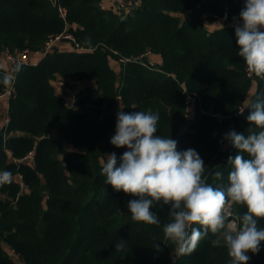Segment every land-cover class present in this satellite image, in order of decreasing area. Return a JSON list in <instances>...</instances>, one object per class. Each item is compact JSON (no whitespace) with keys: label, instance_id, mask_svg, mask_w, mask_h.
I'll use <instances>...</instances> for the list:
<instances>
[{"label":"trees","instance_id":"16d2710c","mask_svg":"<svg viewBox=\"0 0 264 264\" xmlns=\"http://www.w3.org/2000/svg\"><path fill=\"white\" fill-rule=\"evenodd\" d=\"M133 1L123 19L100 0H0V55L40 50L65 30L82 48L64 52L54 46L38 63L16 71L8 102L10 154L0 147V171L20 175L21 182L0 186V264H229L226 248L214 247L211 233L195 252L177 259L162 230L170 205L151 209L161 226L132 221L127 204L136 197L113 190L101 169L107 154L115 153L119 166L127 150L110 143L117 112L151 109L159 114L156 134L176 140L180 151L196 150L209 182L210 173L220 170L217 186H227V160L237 150L226 141L222 151L218 139L230 125L238 134L256 130L247 107L236 114L254 78L237 54L234 27L209 31L204 18L233 21L243 0ZM147 52L160 54L161 64L144 65ZM110 59H125L119 72ZM5 76L0 67V93ZM57 77L74 89L82 80L94 85L77 90L74 106H68L51 84ZM256 80L251 102L264 97V80ZM183 86L198 97L191 118ZM52 129L58 138L51 137ZM29 154L31 162L24 159ZM233 209L235 216L246 211ZM121 240L125 247L117 252ZM248 254V264H264V242L258 254Z\"/></svg>","mask_w":264,"mask_h":264},{"label":"clouds","instance_id":"9594fccd","mask_svg":"<svg viewBox=\"0 0 264 264\" xmlns=\"http://www.w3.org/2000/svg\"><path fill=\"white\" fill-rule=\"evenodd\" d=\"M233 20L238 56L249 74L264 79V0H243L239 17ZM85 43H91L90 37H85ZM2 82L9 83L8 77ZM247 108V121L256 130L247 135L230 131L224 136L237 150L227 160L231 170L226 187L217 186L223 179L220 170L210 173L209 182L207 167L196 150L180 151L176 140L156 134L158 113L151 109L117 112L110 143L127 150L119 166L115 153L107 155L101 174L113 190L136 197L127 204L134 222L161 226L151 209L155 204L170 205L162 230L164 239L175 246L172 249L177 259L195 252L210 233L216 237L214 247L226 248L229 264H248V253L260 252L264 242V228L259 227L264 219V97L258 96ZM243 112L239 110L241 115ZM12 175L11 171H0V186L10 184ZM233 206H243L246 211L232 219ZM124 247L121 240L115 250L120 252Z\"/></svg>","mask_w":264,"mask_h":264},{"label":"built area","instance_id":"2783aa9c","mask_svg":"<svg viewBox=\"0 0 264 264\" xmlns=\"http://www.w3.org/2000/svg\"><path fill=\"white\" fill-rule=\"evenodd\" d=\"M118 2L124 8L126 15L131 13V9L128 6H126V0H118ZM214 20L220 24L234 27V20L229 21V22H225L221 18H215ZM60 41H68L73 45L74 49L82 50V48L78 45L75 36L71 32H68L67 30H65V31H63L57 35L52 36L50 39H48V41H46L45 45L40 50H37V52H40L41 54H43V56H45V54L52 51L55 44L57 42H60ZM31 52L32 51H30L29 49H23V50H18L15 52H8L7 51L4 53L6 62L8 63V66L6 68H4V71H5L6 75L8 76L9 83L6 86V89L0 93V102L4 101V100L9 102V97L13 91V84L15 82L16 71L23 64H32L29 62V56H30ZM149 54L150 53L147 52L144 55H145V57H147V55H149ZM141 57L138 58V60L139 59L141 60ZM134 60L137 61V58H135ZM118 61L122 62V61H125V59H119ZM143 64L146 66H149V67H155V64L150 62V61H148L147 63L143 62ZM247 74L250 77H253L255 80L260 79L253 74H249L248 72H247ZM261 80H264V79H261ZM58 82H59V85L63 89V96L66 97V99L68 100L67 105L68 106H74L77 89H74V88H71L68 86V83H73V82H71V81L68 82L67 79H62L59 77H58ZM79 82H76V83L74 82V83L77 84ZM183 90H184V93L186 94L185 105L188 108L194 107L197 100H198L197 94L195 92H191V91L187 90L184 86H183ZM250 102H251V100H249L248 102L245 101L244 104L239 107L236 114H239V110H241V109L245 110ZM213 115L220 116L219 114H216V113H214ZM9 122H10V119H9V114H8V105L5 108H1V106H0V147H2L3 150L6 151V153H8V154H10V150L7 148L6 145H7V140L9 138V135H10V132H8ZM230 131H233L231 125L227 128L226 131L221 133L219 136L218 143H219L220 149L222 151H224L226 149V146H227L226 145L227 140L224 139V136L226 133H228ZM28 158L31 159L32 154H29L24 159H28ZM19 177H21V176L19 175ZM2 244H3V247L8 246L5 243H2ZM9 250L14 255H17V253L13 249H11L10 247H9ZM17 258H18V255H17ZM172 258L175 259V256H173Z\"/></svg>","mask_w":264,"mask_h":264},{"label":"crops","instance_id":"0c3cea01","mask_svg":"<svg viewBox=\"0 0 264 264\" xmlns=\"http://www.w3.org/2000/svg\"><path fill=\"white\" fill-rule=\"evenodd\" d=\"M100 5L103 9L112 11V12L120 15L122 18L127 17V15L125 14L124 8L121 6V4L118 2V0H100ZM204 24H205V27L209 31H213V30L221 27L220 23H218L217 21L212 20V19L207 20V18H204ZM72 27H75V25H72ZM55 47L59 51H64V52L74 50L73 45L68 41L57 42L55 44ZM43 57H44L43 54H41L40 52L32 51L30 53V56H29V62L32 64H36ZM146 58L148 61L154 63L155 65L161 64V62H162V57L158 53H150L149 55H147ZM110 65L116 72H119V70H120V62L119 61L116 60V62H115L114 60L110 59ZM7 66H8V63L6 62L4 53H2V55H0V67H2L4 69ZM51 84L53 85L56 94L63 97L65 103L67 104L68 100L66 99V97L63 96V89L59 85L58 77L56 79L51 80ZM257 84H258L257 80H255V79L252 80V85L250 87V90H249L248 95H247L246 100H245L246 102H248V99L250 98L251 95H252V97L250 100H252V98L254 97L255 92L257 90ZM87 85H94L93 79L80 81L79 83L76 84V89L79 90L81 88H84ZM7 105H8V101H6V100L0 102L1 108H5ZM189 110H190L189 117L191 118L194 115V107H190ZM15 133H17V132H12V134H15ZM50 135L53 138H58L57 130L52 129ZM16 176H18L20 181H18ZM12 179H14L18 182H21V177H19L18 174L13 176Z\"/></svg>","mask_w":264,"mask_h":264},{"label":"rangeland","instance_id":"374dc122","mask_svg":"<svg viewBox=\"0 0 264 264\" xmlns=\"http://www.w3.org/2000/svg\"><path fill=\"white\" fill-rule=\"evenodd\" d=\"M138 2V1H137ZM135 2L133 1V0H126V6H128L131 10H132V8H134V6H135V4H134ZM180 15V17L182 18V19H185V18H187L188 17V15H189V12H185V13H182V14H179ZM207 18V20H210V19H212V18H210V17H206ZM212 20H214V19H212ZM112 60H114L115 62H116V60L115 59H112ZM118 61V60H117ZM251 97H252V95L250 96V98L248 99V101L251 99ZM69 148H70V146H68ZM107 155H109V154H107ZM107 155L105 156V159L103 160V161H106V157H107ZM32 159V158H31ZM31 159L30 158H28V160H29V162H31ZM16 178L18 179V181H20V179L18 178V176H16ZM230 211L232 212V219H235V213H234V209H233V207L230 209ZM4 248H5V250L9 253V255L11 256V258L14 260V261H16V262H19L18 260V258H17V255H14L10 250H9V247L8 246H4Z\"/></svg>","mask_w":264,"mask_h":264},{"label":"water","instance_id":"95a60500","mask_svg":"<svg viewBox=\"0 0 264 264\" xmlns=\"http://www.w3.org/2000/svg\"><path fill=\"white\" fill-rule=\"evenodd\" d=\"M123 19H126V17H124Z\"/></svg>","mask_w":264,"mask_h":264}]
</instances>
